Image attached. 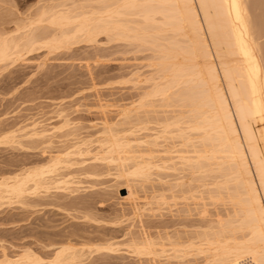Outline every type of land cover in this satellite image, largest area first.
Listing matches in <instances>:
<instances>
[{"label":"bare ground","instance_id":"bare-ground-1","mask_svg":"<svg viewBox=\"0 0 264 264\" xmlns=\"http://www.w3.org/2000/svg\"><path fill=\"white\" fill-rule=\"evenodd\" d=\"M69 2L55 0L34 17L20 22L14 32L0 31V68L19 61L26 48L44 47L54 53L79 43L96 44L102 35L110 41L153 51V63L149 66L155 70L154 75L145 78L151 87L123 117L126 121L132 119L135 112L140 125L143 119L139 112L149 115L155 109L169 108L168 112L173 110L174 115L154 122L160 129L156 136L137 140L131 138L137 133L136 126L117 131L103 124L98 141L103 155L97 159L116 165L122 178L146 183L150 182L153 169L181 173L187 169L192 171V178L212 177L210 194L216 199L211 200L216 203L221 198V204L230 203L229 217H224L226 221L217 220L214 226L207 224L205 230L185 242L175 240L169 251L162 252L168 259H184L192 251L193 256L203 257V264H264V0ZM136 76L139 83L144 82L143 76ZM64 124L69 126V120L65 119ZM59 130L34 120L1 135L0 143L13 145L16 139L51 143ZM159 140H178L181 149L175 152L176 156L159 162H154L159 156L147 160L137 150L145 147L153 154L169 153L171 149L164 151ZM82 144L86 141L77 138L59 158L16 175L2 176L1 204L5 200L21 204L28 196L48 192L51 185L68 193L71 188L77 191L70 175L59 172L64 166H72V150ZM158 148H163V152H158ZM176 159L181 162L170 166ZM199 177L196 179L200 180ZM196 179L190 181L197 182ZM185 183L173 187L181 188ZM183 192L182 195L187 193ZM113 244L107 249H112ZM141 247H135V253L152 254ZM84 253L85 249L62 244L49 260L33 251L13 259L3 250L0 264H79L86 256Z\"/></svg>","mask_w":264,"mask_h":264},{"label":"rangeland","instance_id":"rangeland-1","mask_svg":"<svg viewBox=\"0 0 264 264\" xmlns=\"http://www.w3.org/2000/svg\"><path fill=\"white\" fill-rule=\"evenodd\" d=\"M54 2L0 0V31L14 32L28 17H34ZM96 44L79 43L54 53L44 47L26 48L19 61L0 68V137L34 120L49 128H61L51 143L28 139H16L13 145L0 143V178L59 158L77 138L86 141L72 150L75 154L70 160L72 166H64L59 172L78 182L74 184L77 191L70 189L73 194L51 185L48 192L28 196L21 204L0 202V261L3 250L13 259L33 251L49 260L58 246L72 244L79 250L85 249L86 256L92 254L82 257L79 264H203V257L193 256L192 251L184 259H168L162 252L169 251L178 239L179 243L185 242L196 232H202L207 224L214 226L218 221H226L231 205L221 204L219 197L216 203L211 200L216 199L210 194L212 177L192 178V171L187 169L182 173L153 169L151 180L146 183L122 178L116 165L97 159L103 155L98 142L103 124L117 131L136 126L133 130L137 133L129 137L143 139L156 136L160 131L157 120L172 117L174 112H168L167 107V110L154 108L155 112L150 108L152 113H144L148 116L139 112L143 119L141 126L137 125L135 112L126 121L124 112L138 105L151 87L145 80L155 71L149 66L153 63V51L136 44L110 41L105 35ZM138 74L144 82L136 80ZM65 119L69 120V126L65 127ZM143 127L147 130H141ZM172 142H162L164 151L171 149L170 154H153L145 147L137 150L147 160L159 156L154 160L159 162L176 156L175 152L181 149L178 140ZM163 148L157 151L161 153ZM174 162L181 161L176 159L169 165L174 167ZM182 181L186 182L184 187H173ZM182 191L187 193L182 195ZM110 244L113 246L108 250ZM137 246H144L152 254L135 253Z\"/></svg>","mask_w":264,"mask_h":264}]
</instances>
